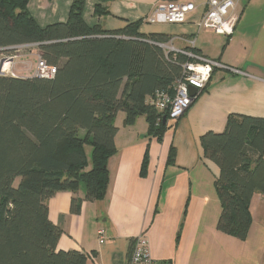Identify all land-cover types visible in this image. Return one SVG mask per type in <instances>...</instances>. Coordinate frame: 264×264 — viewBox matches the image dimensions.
Masks as SVG:
<instances>
[{"label":"trees","instance_id":"16d2710c","mask_svg":"<svg viewBox=\"0 0 264 264\" xmlns=\"http://www.w3.org/2000/svg\"><path fill=\"white\" fill-rule=\"evenodd\" d=\"M28 1L0 0V59L3 48L35 43L56 73L50 79L0 75V264H86L85 253L57 250L61 229L48 219L47 201L81 187L85 200L104 199L116 114L125 113V125L143 115L148 135L160 140L168 119L146 99L157 90L173 94L188 58L158 45L167 36L140 33V21L118 30L88 25L84 0L72 1L65 22L42 27ZM108 13L95 5L97 16ZM200 144L218 168L216 228L244 240L250 200L264 195V117L230 114L224 130L206 132ZM174 156L171 147L168 161ZM79 209L73 199L71 210Z\"/></svg>","mask_w":264,"mask_h":264},{"label":"crops","instance_id":"0c3cea01","mask_svg":"<svg viewBox=\"0 0 264 264\" xmlns=\"http://www.w3.org/2000/svg\"><path fill=\"white\" fill-rule=\"evenodd\" d=\"M72 1L29 0L27 8L44 27L65 22ZM206 1L84 0L88 25L118 30L140 21V33L167 36L169 48L193 47L198 55L241 73L215 69L186 113L168 121L160 140L148 135L143 115L125 125V113L118 112L104 199L85 200L81 187L60 190L47 201L48 219L61 229L57 250L85 253L86 264H126L133 239L144 233L155 264H264V195L254 193L250 200L251 224L244 240L218 231V168L203 156L200 144L206 132H222L230 114L264 117V0H235L237 22L229 38L197 27ZM166 2L196 8L186 22L167 23L163 11H156ZM97 3L109 13L97 16ZM152 17L157 19L151 22ZM171 147L173 162L168 161ZM73 199L80 204L78 212L71 210ZM99 228L104 229L103 242Z\"/></svg>","mask_w":264,"mask_h":264},{"label":"built area","instance_id":"2783aa9c","mask_svg":"<svg viewBox=\"0 0 264 264\" xmlns=\"http://www.w3.org/2000/svg\"><path fill=\"white\" fill-rule=\"evenodd\" d=\"M235 6V0H207L206 12L197 22V27L212 30L228 38L231 37L237 22V15L234 13ZM195 8L193 3L166 2L159 5L156 11H163L164 21L167 23H184L187 21L188 13L194 11ZM156 19L157 17H152L150 21L154 22ZM160 44L159 46L169 51L182 53L188 58L181 64L180 75L173 85V94L157 90L146 99V103L162 115V118L167 117L168 121L176 120L186 113L196 96L206 87L215 69L227 68L233 73H241V71L230 68L216 59L206 58L187 50H173L164 43ZM5 61L8 62V59L5 58ZM3 65L1 72L6 74L8 69H4ZM55 73L56 67L47 64L38 56L35 76L50 79ZM10 75L14 76L13 73ZM190 87L196 89L193 96L189 93ZM97 234L99 241L103 242L104 229L99 228ZM126 264H155L144 233L133 239L130 257Z\"/></svg>","mask_w":264,"mask_h":264},{"label":"rangeland","instance_id":"374dc122","mask_svg":"<svg viewBox=\"0 0 264 264\" xmlns=\"http://www.w3.org/2000/svg\"><path fill=\"white\" fill-rule=\"evenodd\" d=\"M38 56H40V52L35 43L14 46L3 50L1 54V58L4 57L8 59V62L4 63V68H8L6 74L10 75L13 73L14 76L19 77H33L37 68ZM10 58H12V60H10ZM85 150L86 153L89 152L86 147ZM18 181L19 178L15 179L13 185L16 186Z\"/></svg>","mask_w":264,"mask_h":264},{"label":"water","instance_id":"95a60500","mask_svg":"<svg viewBox=\"0 0 264 264\" xmlns=\"http://www.w3.org/2000/svg\"><path fill=\"white\" fill-rule=\"evenodd\" d=\"M158 45H161L160 43H158ZM8 48H11V47H7V48H3L2 50H5V49H8ZM10 60H12V58H10ZM5 61V58L4 57H2L1 59H0V75H2V72H1V68H2V65H3V62ZM33 77H36L35 75L33 76ZM195 92H196V89L194 88V87H190L189 88V93H190V95H194L195 94ZM165 120V117H163V121Z\"/></svg>","mask_w":264,"mask_h":264},{"label":"bare ground","instance_id":"6f19581e","mask_svg":"<svg viewBox=\"0 0 264 264\" xmlns=\"http://www.w3.org/2000/svg\"><path fill=\"white\" fill-rule=\"evenodd\" d=\"M5 62H6V61H5ZM5 62H4V63H5ZM9 65H10V63H9ZM3 66H4V65H3ZM4 69H5V68H4ZM7 69H8V68H7Z\"/></svg>","mask_w":264,"mask_h":264}]
</instances>
